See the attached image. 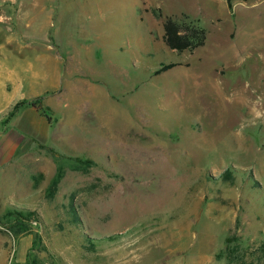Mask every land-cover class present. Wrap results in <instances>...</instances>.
Segmentation results:
<instances>
[{
    "label": "rangeland",
    "instance_id": "374dc122",
    "mask_svg": "<svg viewBox=\"0 0 264 264\" xmlns=\"http://www.w3.org/2000/svg\"><path fill=\"white\" fill-rule=\"evenodd\" d=\"M17 6L0 60L46 93L0 118V264H264V0Z\"/></svg>",
    "mask_w": 264,
    "mask_h": 264
},
{
    "label": "crops",
    "instance_id": "0c3cea01",
    "mask_svg": "<svg viewBox=\"0 0 264 264\" xmlns=\"http://www.w3.org/2000/svg\"><path fill=\"white\" fill-rule=\"evenodd\" d=\"M19 13V8L17 6V0H0V23H5L6 21L10 20L13 21L16 19L17 14ZM45 40H50L47 44L48 47H52L54 43L57 41V38L55 37V33L53 35H50V33L46 34L44 33L42 36ZM19 63H12L9 68L5 66L0 60V118L2 116V112L9 107H12L19 99H23L25 97H33L36 94H42L44 95L46 93L45 87L38 84L37 90H35V83L37 78L40 77V74L37 70L34 69L33 64L28 63L27 69L21 70L19 68ZM29 67L31 69L29 70ZM39 83V82H38ZM69 90L72 92L81 93L84 92V90H87L92 97H96V90L94 86L87 85V87L84 86V83H74L69 84ZM45 97H43L42 101H45ZM60 106V99H59V105ZM99 105L97 104V107ZM96 107V110H97ZM32 110H36L35 107H30ZM109 115V110L106 112L104 116ZM62 122H72V116L71 114H65L62 112ZM19 117V114L17 113L14 118ZM42 118V117H41ZM16 119V120H17ZM14 120V119H13ZM31 124V122H30ZM29 125V123H28Z\"/></svg>",
    "mask_w": 264,
    "mask_h": 264
},
{
    "label": "trees",
    "instance_id": "16d2710c",
    "mask_svg": "<svg viewBox=\"0 0 264 264\" xmlns=\"http://www.w3.org/2000/svg\"><path fill=\"white\" fill-rule=\"evenodd\" d=\"M228 5L231 6L232 0H226ZM163 40L165 44L171 49L177 52L182 51H192L200 46H202L206 39V31L203 27L196 25L194 23H177L170 17H166L163 22ZM180 64L179 62H169L162 64L155 73H160L165 71L175 65ZM21 104H30L31 106L39 109L34 102L20 101L14 105L16 109ZM10 114H14L11 112ZM224 178H232L230 170H225L223 172ZM264 248V243H262Z\"/></svg>",
    "mask_w": 264,
    "mask_h": 264
}]
</instances>
